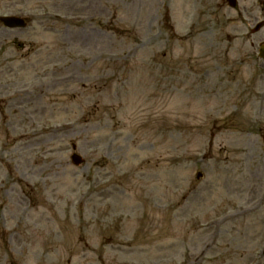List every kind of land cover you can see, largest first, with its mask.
Masks as SVG:
<instances>
[{
	"label": "rangeland",
	"instance_id": "374dc122",
	"mask_svg": "<svg viewBox=\"0 0 264 264\" xmlns=\"http://www.w3.org/2000/svg\"><path fill=\"white\" fill-rule=\"evenodd\" d=\"M261 2L0 0V264H264Z\"/></svg>",
	"mask_w": 264,
	"mask_h": 264
},
{
	"label": "water",
	"instance_id": "95a60500",
	"mask_svg": "<svg viewBox=\"0 0 264 264\" xmlns=\"http://www.w3.org/2000/svg\"><path fill=\"white\" fill-rule=\"evenodd\" d=\"M2 21L4 22L5 25L10 26V27L15 26V24L18 23V21H14L12 19H2ZM79 162H80L79 159L74 158V163L76 165H78Z\"/></svg>",
	"mask_w": 264,
	"mask_h": 264
},
{
	"label": "flooded vegetation",
	"instance_id": "af4514ba",
	"mask_svg": "<svg viewBox=\"0 0 264 264\" xmlns=\"http://www.w3.org/2000/svg\"><path fill=\"white\" fill-rule=\"evenodd\" d=\"M259 89L261 92L264 93V80H259Z\"/></svg>",
	"mask_w": 264,
	"mask_h": 264
}]
</instances>
